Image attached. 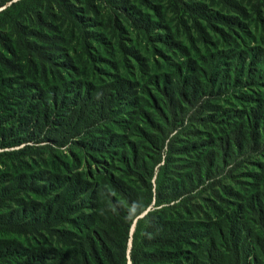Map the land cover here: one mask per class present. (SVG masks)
Segmentation results:
<instances>
[{
  "label": "trees",
  "instance_id": "1",
  "mask_svg": "<svg viewBox=\"0 0 264 264\" xmlns=\"http://www.w3.org/2000/svg\"><path fill=\"white\" fill-rule=\"evenodd\" d=\"M44 1L0 0V8L11 3L0 10V29L6 26L12 29L19 46L30 56L28 71L44 81L42 84L40 81L19 83L18 88L11 85L16 81L14 77L8 78L6 83L0 81V89L12 87L10 99L24 97L30 107L17 128L10 126L4 132V135H11L21 128V136L14 138L9 145L34 141L46 142L44 145L50 147L78 141L100 151L123 145L126 143L124 135L110 134L103 136L104 140L96 136L86 137L99 131L97 126L110 120L112 108L122 101L143 110L144 97L138 96V82L120 75H114L112 81L100 85L82 77L67 79L58 66L68 73H81L77 58L71 53L60 54L64 58L56 62L60 57L56 53L64 50L60 44L65 42V38L35 29L28 31L23 24V20L29 17L42 28L51 25L47 20L49 6L45 7V15L39 14ZM244 1L211 0L213 5L216 3L226 9L227 14L213 12L208 4L197 0H187L183 3L186 9H183L193 19L192 27L198 40L206 44L213 40L209 29L221 38L233 39V31L244 26L242 19L249 16L243 6ZM261 6H264V0L253 4L258 12ZM135 20L143 22L151 30L155 29L156 23L150 26L149 18ZM86 33L85 30L81 46L90 54L88 39L94 32L90 36ZM159 37H164L165 43L169 42V34H160ZM174 38L172 35V44L179 46L180 42ZM126 50L137 53L132 47ZM231 57H236L235 63L230 64L234 66V83H260L264 77V49L240 50ZM13 60L0 52V64L6 72H24V66ZM205 63L212 67V58L209 57ZM201 70L193 67L184 78L176 74L169 80L170 84L166 81L164 92L175 112L176 108H186V102H192L203 92L214 93L211 83L218 74L210 72L209 75L207 72L205 75ZM50 71L55 79L60 76L64 82L61 85L49 83L46 73ZM33 89L36 92L29 94ZM258 99L264 103L262 98ZM251 119L252 123L242 118L241 122L231 124L230 137L217 146L233 158L241 156L244 150L264 148V104H259L252 111ZM157 125L164 137L155 132L148 136L150 142L162 149L168 136L163 132V126ZM159 138L163 139L162 142ZM132 150L127 147L121 150V157L137 164L139 157ZM252 175L254 190L250 194L231 188L230 195L236 199L230 202L229 207L213 205L212 212H206L199 218L184 214L160 216L154 211L140 217L152 201L153 184L150 182L145 190L133 185L124 174L107 172L92 179L82 170L39 169L21 170L11 179L1 175L0 264H264V163H261L260 172ZM171 180L167 184L169 189L177 182L173 178ZM187 180L173 187L170 196H180ZM135 220L136 228L132 232Z\"/></svg>",
  "mask_w": 264,
  "mask_h": 264
},
{
  "label": "rangeland",
  "instance_id": "2",
  "mask_svg": "<svg viewBox=\"0 0 264 264\" xmlns=\"http://www.w3.org/2000/svg\"><path fill=\"white\" fill-rule=\"evenodd\" d=\"M186 1L45 0L43 7L39 8V14L45 15V7H50L47 14L50 26L42 28L26 17L23 20L26 30L56 33L65 38V42L60 44L64 50L56 53L60 56L56 62L63 60L60 54L71 53L77 58L76 64L81 73H68L58 66L67 79L82 77L100 85L112 81L114 75L128 77L138 82V96L144 97V106L142 110L139 106L122 101L112 108L110 120L97 126L99 131L94 129L95 132L88 134L86 138L96 136L102 140L103 136L108 137L110 134L126 136V143L107 147L109 151H100L78 141L66 146L50 147L44 145L46 142L34 141L9 145L14 138L21 136V128L11 132V135H4V132L10 126L17 128L30 107L24 97L9 98L12 87L2 88L0 153L3 154L0 155V176L11 179L21 170L39 169L82 170L92 179L100 178L107 172L124 174L133 185L145 190L150 182L153 184L152 201L140 217L154 211L160 216L184 214L199 218L206 212H212L213 205L229 207L230 202L236 199L230 195L231 188L250 194L254 190L255 179L252 174L260 172L261 163H264V151H261L264 148L251 149L249 152L244 150L241 156L233 158L217 144L230 137L231 124L241 122L242 118L252 123V111L259 104H264L258 99L264 100V77L256 85L234 83V66L230 65L236 60V57L231 56L240 50L264 49V6L258 12L253 7L257 0H245L243 6L249 16L242 19L244 26L233 31V39L221 38L209 29L213 40L205 44L198 40L197 32L192 27L193 19L183 9ZM197 1L208 4L213 12L228 13L221 5H213L211 0ZM10 5L8 3L0 10ZM141 17L149 18L150 26L155 22V29L151 30L143 22L135 20ZM85 30L88 36L94 32L93 37H88L90 54L81 46ZM160 34H169V42L165 43L164 37H159ZM172 35L174 40L180 42L179 46L172 44ZM131 47L136 50V54L126 50ZM0 52L24 66L22 73H8L0 64V81L6 83L8 78L14 77L16 81L11 85L16 88L19 83L40 81L38 75L33 77L28 71L30 56L19 46L17 35L9 26L0 29ZM209 57L213 60L212 67L205 63ZM37 67L39 69V65ZM193 67L201 68V73L205 75L207 72L209 75L210 72L218 74L211 83L214 93L203 92L192 102H186V108H176L175 112V108L171 109L168 104L164 86L176 74L184 78ZM46 79L49 83L56 82L59 85L64 82L60 76L55 79L51 71L46 73ZM34 92L33 89L29 94ZM157 123L163 126V132L168 136L162 149L150 142L148 136L150 132H155L164 137ZM162 140L159 138L160 142ZM126 147L133 148V153L139 157L137 164L121 157L120 151ZM10 152L14 154L10 155ZM171 178L177 181L172 188L178 187L177 184L185 179L192 183L187 180L180 196H170L172 188L169 189L167 184L172 181ZM136 220L132 232L136 228Z\"/></svg>",
  "mask_w": 264,
  "mask_h": 264
}]
</instances>
